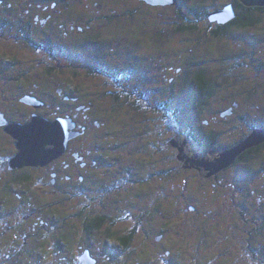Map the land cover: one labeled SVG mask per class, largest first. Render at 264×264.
<instances>
[{"label": "rangeland", "instance_id": "1", "mask_svg": "<svg viewBox=\"0 0 264 264\" xmlns=\"http://www.w3.org/2000/svg\"><path fill=\"white\" fill-rule=\"evenodd\" d=\"M105 2L109 19L119 17L98 20L107 36L92 50L115 52L103 53L99 66L77 47L67 60L65 52L39 51L41 66L47 56L56 58L57 72L77 71L78 87L108 96L112 116L110 165L96 184L55 204L58 235L67 238L82 218L99 215L115 233L135 230L130 254L141 247V232L163 229L177 241L168 264H264V148L203 185L176 149L194 161L211 154L204 138L214 126L212 113L230 102L240 105L239 116L227 120L231 131L217 126L215 151L238 134L264 130V11L244 10L250 26L217 36L203 12L232 0H178V8L164 9ZM89 65L98 67L97 77L82 76ZM114 68L119 73L111 77ZM196 75L206 82L203 98L191 89Z\"/></svg>", "mask_w": 264, "mask_h": 264}, {"label": "flooded vegetation", "instance_id": "2", "mask_svg": "<svg viewBox=\"0 0 264 264\" xmlns=\"http://www.w3.org/2000/svg\"><path fill=\"white\" fill-rule=\"evenodd\" d=\"M137 1L151 8L170 7ZM176 1L173 8H178ZM236 2L240 3L232 0L208 13L203 12V18L214 27L213 35L218 36L232 27L244 28V6L240 3L239 7ZM105 3V0H0V122L24 126L32 117L50 122L62 119L68 121L67 125L75 134L66 142L63 152L46 165L9 169V160L17 154L15 140L5 132V126H0V264H80L82 257L92 264H168L166 260L174 255L169 246L177 241L166 236L163 229L155 235L149 230L141 232V247L130 254L135 230L122 235L115 233L114 225L99 215L90 220L82 218L80 228L72 229L67 238L58 235L57 218L53 214L55 204L96 184L110 165L112 141L108 136L112 116L108 96L84 90L83 83L78 87L76 78L80 74L77 71L57 72L55 64L51 63L59 62L56 58L47 56L50 62L41 66L39 51L65 52L63 58L67 60L77 47L85 53V59L92 55L99 66L103 53L115 52H103L102 46L100 52L92 50L107 36L98 20L111 22L119 17L109 19L112 11H106ZM227 6L231 7L232 20L226 23L208 20L209 14ZM90 66L82 76L97 77L98 67ZM118 73L116 68L108 72L111 77ZM66 75L68 78L63 81ZM81 91L86 92L84 98L78 95ZM239 106L237 102H230L223 110L213 111L214 126L204 138L211 153L208 156H194V161L176 147L179 157L191 163L185 169H192L203 177V181L198 178L202 185L217 182L213 180L219 179L220 174L244 164L247 149L228 166L224 158L252 133H264L263 129L251 130L247 136L243 132L233 138L234 142L214 150L220 133L217 126L225 124V129L231 131L227 120L239 116ZM256 146H259L258 151L264 148V142ZM195 209L188 207L191 212ZM122 239H127L126 246L120 244ZM136 258L139 261L135 262Z\"/></svg>", "mask_w": 264, "mask_h": 264}, {"label": "water", "instance_id": "3", "mask_svg": "<svg viewBox=\"0 0 264 264\" xmlns=\"http://www.w3.org/2000/svg\"><path fill=\"white\" fill-rule=\"evenodd\" d=\"M150 5L174 6L176 0H144ZM244 7H264V0H238ZM233 19L230 6L223 10L209 14L210 22L217 21L226 23ZM68 121L56 119L52 122L40 117H32L29 124L7 125L0 122V126H5V132L15 140L17 154L8 162L9 169L44 166L56 159L64 150L66 142L75 136L71 132L72 127L67 125ZM264 142V133L254 132L248 136L240 145L229 152L224 160L226 166L231 163L241 151L256 146ZM50 149L46 150L45 148ZM80 264H92L86 257H82Z\"/></svg>", "mask_w": 264, "mask_h": 264}, {"label": "trees", "instance_id": "4", "mask_svg": "<svg viewBox=\"0 0 264 264\" xmlns=\"http://www.w3.org/2000/svg\"><path fill=\"white\" fill-rule=\"evenodd\" d=\"M236 5L241 7V4L236 2ZM260 10V11H264V7H250V8H247V7H244V10L245 11H251V10ZM252 23L251 21L249 20V18L247 17V14H244V27L245 26H250ZM194 81H195V84H193V87H192V90L193 92L196 93V95L198 97H202V95L204 94V90H203V87L206 85V82L205 80L201 77V75H197L195 76L194 78ZM206 90V89H205ZM259 146H252L250 148H248L246 151H244V161L246 162L248 159H249V156L250 154L252 153H255L257 151ZM249 154V155H248ZM248 155V156H246ZM93 226V225H92ZM91 226V227H92ZM97 227V225H94ZM120 244L122 246H126L128 243H127V239H122L120 240Z\"/></svg>", "mask_w": 264, "mask_h": 264}]
</instances>
